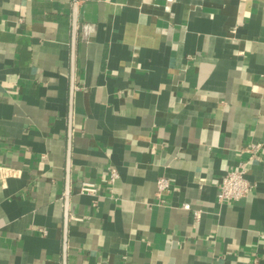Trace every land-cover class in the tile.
Returning a JSON list of instances; mask_svg holds the SVG:
<instances>
[{"label":"crops","instance_id":"crops-1","mask_svg":"<svg viewBox=\"0 0 264 264\" xmlns=\"http://www.w3.org/2000/svg\"><path fill=\"white\" fill-rule=\"evenodd\" d=\"M0 165V264H264V0H0Z\"/></svg>","mask_w":264,"mask_h":264},{"label":"built area","instance_id":"built-area-1","mask_svg":"<svg viewBox=\"0 0 264 264\" xmlns=\"http://www.w3.org/2000/svg\"><path fill=\"white\" fill-rule=\"evenodd\" d=\"M260 145H255L250 149L253 156L259 152ZM247 163H241L237 168L229 170L218 185V201L220 203H227L230 201L239 200L249 195L254 188V184L247 177ZM15 170L6 165H0V181H6L10 176L15 174ZM119 176L115 168L110 169V182L113 184ZM170 182L166 177L160 178L158 182L159 192L168 189ZM81 193L96 196L98 194V187L95 182L83 181L80 187ZM185 209H190L189 203L184 204ZM196 218L200 217V211H195Z\"/></svg>","mask_w":264,"mask_h":264}]
</instances>
